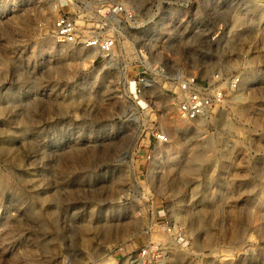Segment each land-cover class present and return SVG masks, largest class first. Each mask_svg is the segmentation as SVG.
<instances>
[{"label": "rangeland", "instance_id": "374dc122", "mask_svg": "<svg viewBox=\"0 0 264 264\" xmlns=\"http://www.w3.org/2000/svg\"><path fill=\"white\" fill-rule=\"evenodd\" d=\"M85 1L78 26L115 37L111 59L55 43L52 0H0V264H130L149 241L163 264H264V0ZM118 4L135 19L102 26ZM179 73L241 84L187 123Z\"/></svg>", "mask_w": 264, "mask_h": 264}, {"label": "built area", "instance_id": "2783aa9c", "mask_svg": "<svg viewBox=\"0 0 264 264\" xmlns=\"http://www.w3.org/2000/svg\"><path fill=\"white\" fill-rule=\"evenodd\" d=\"M52 7L56 13L51 38L59 45L79 46L86 50L97 52L102 58L111 59L117 47V39L100 35H91L82 31L76 21L75 8L78 3L90 6L85 0H52ZM103 7V5L101 6ZM99 12V21L102 26H119L121 18L126 20L135 19L133 11L122 5H109L103 7ZM141 74L135 82V95L141 97L153 85L156 76L148 71ZM149 72V73H148ZM163 72V70H162ZM173 80L177 85L175 97L176 116L179 120L187 123L197 122L206 118L214 108H219L230 93L239 90L241 78L239 76L225 77L215 76L213 81L199 80L194 75L177 74ZM152 152L157 146H165L170 143V135L162 129H154L151 132ZM148 152L146 162L152 163L154 155ZM161 214V213H160ZM165 216V215H164ZM163 217V216H160ZM166 217V216H165ZM149 230V229H148ZM156 230L171 238V240L182 248H188L184 229L172 225L168 218L164 223H159ZM168 258V251L161 242L149 241L143 247L138 248L128 256L130 264H163Z\"/></svg>", "mask_w": 264, "mask_h": 264}, {"label": "bare ground", "instance_id": "6f19581e", "mask_svg": "<svg viewBox=\"0 0 264 264\" xmlns=\"http://www.w3.org/2000/svg\"><path fill=\"white\" fill-rule=\"evenodd\" d=\"M143 53V52H142Z\"/></svg>", "mask_w": 264, "mask_h": 264}]
</instances>
